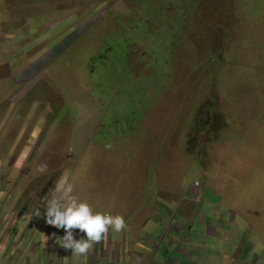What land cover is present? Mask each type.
Returning <instances> with one entry per match:
<instances>
[{
	"label": "rangeland",
	"instance_id": "1",
	"mask_svg": "<svg viewBox=\"0 0 264 264\" xmlns=\"http://www.w3.org/2000/svg\"><path fill=\"white\" fill-rule=\"evenodd\" d=\"M6 1L1 214L28 218V192L36 190L34 203L49 199L50 190L43 192L66 176L81 202L104 196L126 225L140 224L146 205L190 207L196 244L180 247L206 253L179 264L217 257L207 221L219 228L222 257L235 243L264 254V0H207L191 8L168 0L174 10L162 13L152 0ZM132 13L150 18L151 27L122 18ZM212 44L216 58L208 64ZM203 108L212 109V139L190 131ZM42 163L44 174L36 171ZM121 233L122 264H142L144 248L131 254L128 226ZM165 242L175 244L173 231Z\"/></svg>",
	"mask_w": 264,
	"mask_h": 264
},
{
	"label": "crops",
	"instance_id": "2",
	"mask_svg": "<svg viewBox=\"0 0 264 264\" xmlns=\"http://www.w3.org/2000/svg\"><path fill=\"white\" fill-rule=\"evenodd\" d=\"M2 5L8 10L7 1L5 4V0H2ZM6 16H8V12H6ZM39 62L41 61L39 60ZM7 65H9L8 62L1 66L6 67ZM18 78L21 80L19 76ZM23 158L26 160V155H23ZM5 189V187H0V196L5 193ZM11 193L10 189L9 195ZM33 196L34 193H29L26 198V202L34 206L28 218L26 216L19 218L17 213L12 214V212L0 213V264H36L38 263L36 258L42 259L44 264H122L120 255L122 233H117L112 228H110L112 238L106 242L105 239H102L100 243L94 244L86 256L76 255V258L73 259L74 255L71 250L67 252L57 243L59 238L63 237L64 230L60 232L59 229L47 225L44 218V210L51 197L49 199L47 196L42 197L43 199L40 198L34 203ZM86 200L94 212L112 215L109 207H105L104 196L97 199L88 197ZM37 208H40L41 218L32 215ZM189 208L187 210L177 209L175 205L173 209L165 204L151 208L146 205L143 208L146 215L143 216L140 224L127 223L130 230V253H134L140 247L144 248L142 259H138V262L142 264H179L178 258L180 257L188 259L196 256L198 251L206 253L203 246L198 248L190 246L188 252L185 248L180 247L183 243L196 244L194 240L190 239L194 227L190 219L196 215ZM219 213L221 210L215 214L216 218ZM168 216H171L172 219L167 218ZM21 220H23V227L18 229L17 226ZM212 225H214V221L206 222L207 233L214 236L213 240L217 242L214 248L217 257L212 258L211 255H208L206 258L207 255H204L199 260L192 261L191 264H264V254H256L252 247L246 248V245L242 244L235 243L233 252L222 257L218 253L221 245L219 228ZM170 230L173 231L175 241L173 245H167L165 242L166 235ZM75 238L78 240L85 236L84 234L80 236L78 230Z\"/></svg>",
	"mask_w": 264,
	"mask_h": 264
},
{
	"label": "clouds",
	"instance_id": "3",
	"mask_svg": "<svg viewBox=\"0 0 264 264\" xmlns=\"http://www.w3.org/2000/svg\"><path fill=\"white\" fill-rule=\"evenodd\" d=\"M45 132L42 131L41 134ZM22 152L23 155H26V160H29L32 155L30 148L24 147ZM47 168L48 165L42 163L37 167L36 171L44 174ZM195 184H199L198 181ZM54 185L46 193L43 192V194H47L50 190L51 196L48 206L44 210V218L47 225L64 230L65 234L59 238L57 243L65 251L71 250L72 255L86 256L94 244L100 243L102 239H105L106 242L112 238L110 228L118 233L127 227L126 221L121 215L93 214L90 204L81 202L78 196L73 195L74 185L69 182L66 176L62 177L56 184L54 182ZM11 190V195H9L10 190L7 193V199L15 195L14 189L11 188ZM33 191L28 192V194L33 193ZM26 193L27 189L24 190V194ZM199 199H201V195H199ZM13 201L15 200L12 198L11 203ZM32 215L36 218H41L40 208L35 209ZM75 230L83 233L85 238L77 240L75 238Z\"/></svg>",
	"mask_w": 264,
	"mask_h": 264
},
{
	"label": "trees",
	"instance_id": "4",
	"mask_svg": "<svg viewBox=\"0 0 264 264\" xmlns=\"http://www.w3.org/2000/svg\"><path fill=\"white\" fill-rule=\"evenodd\" d=\"M214 1H218L220 3L223 0H214ZM152 2L155 3L156 9L159 13H162L163 11H165V12L170 11L171 12L174 10V9L169 10V8L174 5V3L169 2L168 0H167L166 6H165L166 0H152ZM205 3H210V2L207 0H181V1L177 2V4L179 6H184L185 8H191V7L196 6V5L201 6V4L205 7L206 6ZM176 9H179V8H176ZM201 9H203V8H201ZM184 15H185L184 13L179 12L178 18H180L179 22L185 25L186 22H184L185 21ZM122 18H139L143 21V23L146 27H151L149 25L150 18H148L145 15H139V14L132 13L131 16H129V17L122 16ZM151 35H146V36L150 37ZM214 49H215V45L212 44L210 56H209V59L207 62L208 64H210L216 58V54L214 52ZM208 111L203 108L202 110H200V114L198 115L197 119L194 120L192 128L190 130L193 132V138L194 139H199L201 133H205L206 135L209 136V139H212V136H210L211 132H212V127H213V120H212V115H211L212 109L209 108ZM203 113H206V115H204ZM205 141H209V140L205 139ZM192 144H193V142H192ZM192 144H191V146H193ZM197 152H199V151H197Z\"/></svg>",
	"mask_w": 264,
	"mask_h": 264
}]
</instances>
